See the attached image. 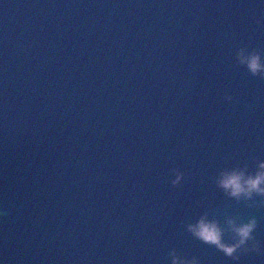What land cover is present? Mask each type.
I'll return each instance as SVG.
<instances>
[{
	"label": "water",
	"instance_id": "obj_1",
	"mask_svg": "<svg viewBox=\"0 0 264 264\" xmlns=\"http://www.w3.org/2000/svg\"><path fill=\"white\" fill-rule=\"evenodd\" d=\"M241 48L264 57V0H0V262L264 264V195L218 183L264 160ZM203 215L254 240L228 255Z\"/></svg>",
	"mask_w": 264,
	"mask_h": 264
},
{
	"label": "clouds",
	"instance_id": "obj_2",
	"mask_svg": "<svg viewBox=\"0 0 264 264\" xmlns=\"http://www.w3.org/2000/svg\"><path fill=\"white\" fill-rule=\"evenodd\" d=\"M241 63L246 64L253 73L264 72V57L259 52L239 49L237 53ZM231 99V95H228ZM183 173L177 171L173 183L178 182ZM219 185L230 195L236 198L252 197L254 194L264 195V160H260L255 171H247L246 168L232 167L221 171L218 177ZM235 239L227 241L224 239L225 229L216 219H210L203 215L195 223L188 225L189 229L198 237L208 243L217 245L228 255H233L241 246L247 245L249 240H254L253 233L257 225L255 217L245 221H237L235 218L229 220ZM252 247H257L254 242ZM172 264H197L195 258L188 259L176 249L169 253ZM238 258V257H237ZM2 264V262H0Z\"/></svg>",
	"mask_w": 264,
	"mask_h": 264
}]
</instances>
